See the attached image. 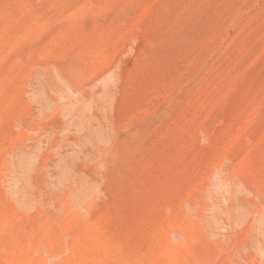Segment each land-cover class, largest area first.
<instances>
[{"label":"rangeland","instance_id":"rangeland-1","mask_svg":"<svg viewBox=\"0 0 264 264\" xmlns=\"http://www.w3.org/2000/svg\"><path fill=\"white\" fill-rule=\"evenodd\" d=\"M0 264H264V0H0Z\"/></svg>","mask_w":264,"mask_h":264}]
</instances>
